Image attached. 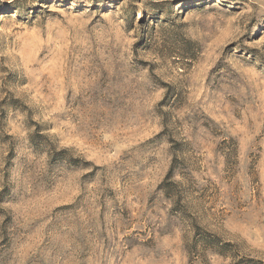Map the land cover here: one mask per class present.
Here are the masks:
<instances>
[{
    "label": "rangeland",
    "instance_id": "obj_1",
    "mask_svg": "<svg viewBox=\"0 0 264 264\" xmlns=\"http://www.w3.org/2000/svg\"><path fill=\"white\" fill-rule=\"evenodd\" d=\"M0 264H264V0H0Z\"/></svg>",
    "mask_w": 264,
    "mask_h": 264
},
{
    "label": "trees",
    "instance_id": "obj_2",
    "mask_svg": "<svg viewBox=\"0 0 264 264\" xmlns=\"http://www.w3.org/2000/svg\"><path fill=\"white\" fill-rule=\"evenodd\" d=\"M171 173H172V171L170 172V174ZM170 174H169V176H170ZM205 240H206L207 244H212L214 246H219V247L221 246L219 239H217L216 237L207 236Z\"/></svg>",
    "mask_w": 264,
    "mask_h": 264
}]
</instances>
